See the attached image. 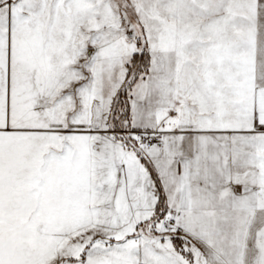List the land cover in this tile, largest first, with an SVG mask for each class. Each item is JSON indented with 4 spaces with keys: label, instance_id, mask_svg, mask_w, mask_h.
Listing matches in <instances>:
<instances>
[{
    "label": "snow or ice",
    "instance_id": "snow-or-ice-1",
    "mask_svg": "<svg viewBox=\"0 0 264 264\" xmlns=\"http://www.w3.org/2000/svg\"><path fill=\"white\" fill-rule=\"evenodd\" d=\"M0 264H264V0H0Z\"/></svg>",
    "mask_w": 264,
    "mask_h": 264
}]
</instances>
